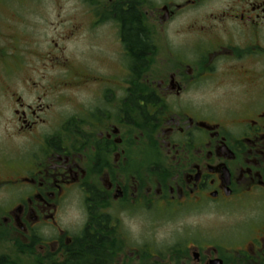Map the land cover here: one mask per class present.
I'll use <instances>...</instances> for the list:
<instances>
[{"label": "flooded vegetation", "instance_id": "af4514ba", "mask_svg": "<svg viewBox=\"0 0 264 264\" xmlns=\"http://www.w3.org/2000/svg\"><path fill=\"white\" fill-rule=\"evenodd\" d=\"M26 1L0 0V264H264V0Z\"/></svg>", "mask_w": 264, "mask_h": 264}, {"label": "rangeland", "instance_id": "374dc122", "mask_svg": "<svg viewBox=\"0 0 264 264\" xmlns=\"http://www.w3.org/2000/svg\"><path fill=\"white\" fill-rule=\"evenodd\" d=\"M23 3H28V1L23 0ZM2 8V7H1ZM29 9H32L28 6ZM44 12L35 13L28 11L23 17V23L20 24V28L24 31L25 35H23V40H31L35 41L37 47H45L46 41L51 40L52 31L54 30V26H50V22H54L55 13L51 11L52 7L46 3L44 7H41ZM47 11V12H46ZM24 12V7L21 5L17 14L22 15ZM9 15V14H7ZM4 22L0 21V42L2 40L1 31L5 30ZM13 144V143H12ZM14 145V144H13Z\"/></svg>", "mask_w": 264, "mask_h": 264}, {"label": "trees", "instance_id": "16d2710c", "mask_svg": "<svg viewBox=\"0 0 264 264\" xmlns=\"http://www.w3.org/2000/svg\"><path fill=\"white\" fill-rule=\"evenodd\" d=\"M134 39V41H136V38H133ZM140 47H138V49H139Z\"/></svg>", "mask_w": 264, "mask_h": 264}]
</instances>
